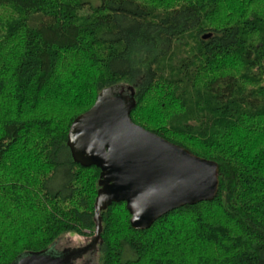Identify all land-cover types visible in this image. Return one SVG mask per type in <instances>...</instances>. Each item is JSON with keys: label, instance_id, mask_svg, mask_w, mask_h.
Returning <instances> with one entry per match:
<instances>
[{"label": "trees", "instance_id": "obj_1", "mask_svg": "<svg viewBox=\"0 0 264 264\" xmlns=\"http://www.w3.org/2000/svg\"><path fill=\"white\" fill-rule=\"evenodd\" d=\"M128 87L132 122L216 163L219 191L144 232L104 209L98 264H264V0H0V264L95 241L100 170L68 133Z\"/></svg>", "mask_w": 264, "mask_h": 264}, {"label": "water", "instance_id": "obj_2", "mask_svg": "<svg viewBox=\"0 0 264 264\" xmlns=\"http://www.w3.org/2000/svg\"><path fill=\"white\" fill-rule=\"evenodd\" d=\"M211 36L203 37L204 40ZM105 90L93 107L72 123L67 147L75 163L100 170L96 202V245L100 212L126 204L133 230L146 231L182 207L213 202L219 191V167L171 144L131 120L132 88ZM86 250L67 251L57 258L28 255L17 264H69ZM68 257H66V256Z\"/></svg>", "mask_w": 264, "mask_h": 264}, {"label": "rangeland", "instance_id": "obj_3", "mask_svg": "<svg viewBox=\"0 0 264 264\" xmlns=\"http://www.w3.org/2000/svg\"><path fill=\"white\" fill-rule=\"evenodd\" d=\"M86 236H79L74 234H68L60 238L55 246H53L48 252L41 254L43 257L57 258L67 251L85 250L94 244V237L89 231H86ZM97 255L93 256V250H88L83 253V256L75 264H91L92 257H94L92 264H98L100 258V250L98 246H95Z\"/></svg>", "mask_w": 264, "mask_h": 264}, {"label": "flooded vegetation", "instance_id": "obj_4", "mask_svg": "<svg viewBox=\"0 0 264 264\" xmlns=\"http://www.w3.org/2000/svg\"><path fill=\"white\" fill-rule=\"evenodd\" d=\"M95 242V241H94ZM97 245V244H96ZM96 245H91L90 247H88L90 250H93V256H96L97 255V250H96V248H95V246ZM88 248H86L85 250H88ZM66 256V255H65ZM83 256V255H82ZM82 256H79V257H77V259H75V260H71V257H70V259L68 260L69 262V264H75L78 260H80L81 258H82ZM66 257H68V256H66ZM93 259H94V257H92ZM93 259H92V261H90V263L92 264V262H93Z\"/></svg>", "mask_w": 264, "mask_h": 264}]
</instances>
